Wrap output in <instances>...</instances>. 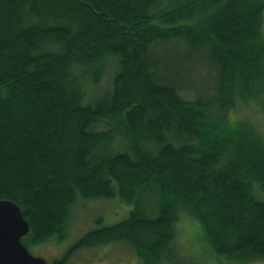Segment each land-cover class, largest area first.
Returning a JSON list of instances; mask_svg holds the SVG:
<instances>
[{"label": "trees", "instance_id": "1", "mask_svg": "<svg viewBox=\"0 0 264 264\" xmlns=\"http://www.w3.org/2000/svg\"><path fill=\"white\" fill-rule=\"evenodd\" d=\"M263 14L264 0H0V199L28 221V251L62 240L77 198H117L124 219L50 264L121 241L141 264H179L181 214L221 264L264 259V137L226 114L264 112ZM198 52L212 86L188 98L181 64Z\"/></svg>", "mask_w": 264, "mask_h": 264}, {"label": "rangeland", "instance_id": "2", "mask_svg": "<svg viewBox=\"0 0 264 264\" xmlns=\"http://www.w3.org/2000/svg\"><path fill=\"white\" fill-rule=\"evenodd\" d=\"M264 15V14H263ZM264 26V22H263ZM264 32V27H263ZM175 44V42H174ZM171 44L166 48L168 52L175 47ZM179 49L171 51L170 58L178 59L179 50H184L183 45L176 42ZM161 49H164L160 45ZM158 51L160 49L158 47ZM165 51V52H167ZM201 52L187 56L182 61L181 76L178 79V83L182 90L181 94H185L186 97H195L198 94H205V89L208 90L212 86V72L210 71L211 62ZM114 58H108L105 70L101 75L102 78L98 85H105L110 79V73L114 69ZM109 78V79H108ZM91 92H95L93 88ZM227 119L233 120V123L246 121L251 123L259 134L264 137V112L261 108L253 102L238 103L234 109H228ZM259 194L262 192H258ZM131 204L122 203L117 198H92L83 199L77 198L72 204L66 227V234L62 240L51 239L42 243H31L29 245V252L34 255L42 256L48 262L51 263L52 258L59 257L70 247L73 242L78 240L84 232L93 228V226L112 224L116 221L124 219ZM184 215V214H183ZM181 216L176 223L179 224L182 218L188 220H194L191 216ZM101 218V219H99ZM101 220V221H98ZM176 225L174 246L178 249L177 256L179 257V264H221L226 262V258L218 257V255L211 253L207 249H202V242L198 241L196 247H193L191 242L185 245L178 243V234L181 229ZM202 249V250H201ZM201 251V253H200ZM64 262V264H141L139 258H137L135 251L125 242L105 243L104 245H95L94 247H84L77 249L73 252ZM227 264H238L231 261H227ZM246 264H264V259H256L255 261L246 262Z\"/></svg>", "mask_w": 264, "mask_h": 264}, {"label": "water", "instance_id": "3", "mask_svg": "<svg viewBox=\"0 0 264 264\" xmlns=\"http://www.w3.org/2000/svg\"><path fill=\"white\" fill-rule=\"evenodd\" d=\"M28 228L19 206L8 199L0 200V264H48L21 241Z\"/></svg>", "mask_w": 264, "mask_h": 264}, {"label": "clouds", "instance_id": "4", "mask_svg": "<svg viewBox=\"0 0 264 264\" xmlns=\"http://www.w3.org/2000/svg\"><path fill=\"white\" fill-rule=\"evenodd\" d=\"M177 227L181 229L180 233L178 234V243L183 246L186 243L191 242L192 246L196 247L198 244L196 239V233L199 230L198 223L195 220L182 218Z\"/></svg>", "mask_w": 264, "mask_h": 264}, {"label": "bare ground", "instance_id": "5", "mask_svg": "<svg viewBox=\"0 0 264 264\" xmlns=\"http://www.w3.org/2000/svg\"><path fill=\"white\" fill-rule=\"evenodd\" d=\"M0 200H6V199H0ZM9 200V199H8ZM11 201V200H10ZM13 202V201H12ZM15 203V202H14ZM16 204V203H15ZM16 205H18V204H16ZM19 206V205H18ZM28 222V221H27ZM28 226H29V224H28ZM29 229V228H28ZM32 253V252H31ZM45 259V258H44ZM47 262V261H46ZM48 263V262H47Z\"/></svg>", "mask_w": 264, "mask_h": 264}]
</instances>
